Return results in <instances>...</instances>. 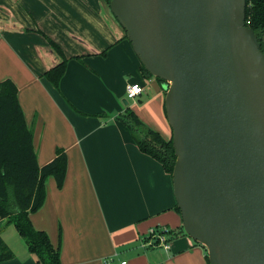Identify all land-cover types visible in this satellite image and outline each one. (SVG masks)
<instances>
[{"label": "crops", "instance_id": "obj_1", "mask_svg": "<svg viewBox=\"0 0 264 264\" xmlns=\"http://www.w3.org/2000/svg\"><path fill=\"white\" fill-rule=\"evenodd\" d=\"M41 32L66 57L57 86L43 72L61 57ZM6 77L17 86L38 164L57 148L66 153L62 187L47 176L44 202L30 213L33 226L59 242L61 264H105L107 257L125 264H208L205 246L186 233L171 237L168 250L143 245L150 228L178 232L181 216L171 175L138 148L118 116L129 107L165 139L171 128L164 89L141 70L105 0H0V80ZM130 82L143 86L131 104ZM4 221L0 235L12 257L0 264H42L23 238L18 245L7 241Z\"/></svg>", "mask_w": 264, "mask_h": 264}, {"label": "water", "instance_id": "obj_2", "mask_svg": "<svg viewBox=\"0 0 264 264\" xmlns=\"http://www.w3.org/2000/svg\"><path fill=\"white\" fill-rule=\"evenodd\" d=\"M108 6L162 79L183 230L208 264H264V51L245 24L246 0Z\"/></svg>", "mask_w": 264, "mask_h": 264}, {"label": "trees", "instance_id": "obj_3", "mask_svg": "<svg viewBox=\"0 0 264 264\" xmlns=\"http://www.w3.org/2000/svg\"><path fill=\"white\" fill-rule=\"evenodd\" d=\"M108 4L109 0H105ZM245 24L257 34L264 51V0H246ZM49 46L61 60L43 72L54 86L64 73L66 57L60 46L41 32ZM126 36V35H125ZM145 75H152L141 64ZM156 79L161 82V78ZM125 124L138 148L157 159L165 171L172 174L176 159L172 146V135L163 138L159 132L145 126L129 107L118 116ZM67 167V157L63 148L55 150L54 157L39 165L32 144V132L27 126L23 111L17 99V86L8 77L0 80V218L4 224H12L25 240L36 261L42 264H61L59 242L53 244L48 234L33 226L30 213L44 202L45 180L52 175L56 186L61 188ZM179 211V208L177 207ZM183 227L174 233L179 235ZM185 234V233H184ZM12 257V251L0 235V260ZM207 258V256H206ZM208 262V260H207Z\"/></svg>", "mask_w": 264, "mask_h": 264}, {"label": "built area", "instance_id": "obj_4", "mask_svg": "<svg viewBox=\"0 0 264 264\" xmlns=\"http://www.w3.org/2000/svg\"><path fill=\"white\" fill-rule=\"evenodd\" d=\"M142 92L143 86L140 83L130 82L126 85L125 97L127 99H134ZM176 232L177 230L166 225L150 228L148 230L146 239L143 241V245H158L164 250H168L170 247L169 240L171 237L176 236L174 235ZM104 262L105 264H125L126 260L114 261L111 257H107Z\"/></svg>", "mask_w": 264, "mask_h": 264}, {"label": "rangeland", "instance_id": "obj_5", "mask_svg": "<svg viewBox=\"0 0 264 264\" xmlns=\"http://www.w3.org/2000/svg\"><path fill=\"white\" fill-rule=\"evenodd\" d=\"M129 104H131L132 99L128 100ZM4 231L9 232L10 234H6L5 233V238L7 239V241L13 245H18V241L17 238H21L20 235L18 234L17 230L15 229V227L12 224L7 225V227H5ZM183 232L185 233V231L183 230ZM24 240V239H23Z\"/></svg>", "mask_w": 264, "mask_h": 264}]
</instances>
